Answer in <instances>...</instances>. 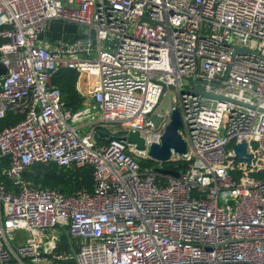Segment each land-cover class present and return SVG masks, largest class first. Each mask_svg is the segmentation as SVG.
I'll list each match as a JSON object with an SVG mask.
<instances>
[{
	"label": "built area",
	"instance_id": "1",
	"mask_svg": "<svg viewBox=\"0 0 264 264\" xmlns=\"http://www.w3.org/2000/svg\"><path fill=\"white\" fill-rule=\"evenodd\" d=\"M0 62V119L21 114L0 128V264H264V0H0ZM174 108L177 176L140 164ZM37 161L90 165L92 187L36 183Z\"/></svg>",
	"mask_w": 264,
	"mask_h": 264
},
{
	"label": "trees",
	"instance_id": "2",
	"mask_svg": "<svg viewBox=\"0 0 264 264\" xmlns=\"http://www.w3.org/2000/svg\"><path fill=\"white\" fill-rule=\"evenodd\" d=\"M76 77L77 72L74 69H62L53 77L54 83L62 92L64 103L74 108L79 104L80 99L75 88ZM19 117H21V114L15 111L6 112L5 116L0 119V128L4 125L13 123ZM2 159L4 162L8 161L6 156L2 157ZM143 160H140V164L142 167H145ZM162 163V166L165 168L177 166V168L182 170L187 165V161L182 158L174 161H162ZM23 175L32 177L31 179L34 180V182L37 180L40 181L36 183H40L41 185L51 187L57 186L65 192L73 191L79 187H85L87 189L92 187V168L90 165L67 167L59 166L55 162L37 161L28 166L24 170Z\"/></svg>",
	"mask_w": 264,
	"mask_h": 264
},
{
	"label": "water",
	"instance_id": "3",
	"mask_svg": "<svg viewBox=\"0 0 264 264\" xmlns=\"http://www.w3.org/2000/svg\"><path fill=\"white\" fill-rule=\"evenodd\" d=\"M6 71V66L0 62V74L4 73ZM195 91L203 92L199 85L195 88ZM219 97H222V95H217ZM161 97V94H160ZM160 119L159 115H154L151 118V121L153 125L155 126ZM181 125V117L179 110L177 108H174L170 113V120L162 133L160 137L159 142H153L148 147V155L150 158L160 161H167L170 159L171 152L174 151L178 154H183L187 151V142L182 137L181 133L179 132V127ZM97 135L99 137H106V139H110L113 137L112 134L107 132H102L100 130L97 131ZM115 137H119L121 139H126L129 142H133L136 144L138 148H145L144 140L142 137L138 135L137 132H131L128 135L122 134V135H115ZM234 150L237 155H245V159L247 161L250 160L251 154L246 153L245 151V142L241 141L234 145ZM158 170L169 173L172 175H178L182 169L180 168H163V167H157ZM65 235L68 236V230L64 229ZM68 264H73V260H70Z\"/></svg>",
	"mask_w": 264,
	"mask_h": 264
},
{
	"label": "rangeland",
	"instance_id": "4",
	"mask_svg": "<svg viewBox=\"0 0 264 264\" xmlns=\"http://www.w3.org/2000/svg\"><path fill=\"white\" fill-rule=\"evenodd\" d=\"M49 29H53L54 31L57 30L60 33L61 32L70 33L71 31L74 30V23L62 21V20H54V21L50 22ZM87 29H88V26H77V30L79 31V33H85L87 31ZM57 35H58V37H63L60 34H57ZM171 90H173V88H171ZM168 102H169V94H168V92H166L161 96V99H160L158 105L156 106V110H164L168 106ZM180 132H181L182 136L184 138H186V134H185V131L183 130V128H180ZM97 141L99 142L100 140L97 138ZM141 160H143V163L145 164L144 166L147 168H157L163 164L162 161L155 160L152 158L150 159V157L142 158ZM26 177L32 178L29 176H26ZM36 182H40V181L37 180ZM58 250L63 251V248H61V249L59 248Z\"/></svg>",
	"mask_w": 264,
	"mask_h": 264
},
{
	"label": "crops",
	"instance_id": "5",
	"mask_svg": "<svg viewBox=\"0 0 264 264\" xmlns=\"http://www.w3.org/2000/svg\"><path fill=\"white\" fill-rule=\"evenodd\" d=\"M57 34H60V35H62L65 38H73V37H76V36H78V35H80L82 33H79V31L77 30V25L76 24H74V30L71 31L70 33H68V32L67 33L66 32H61L60 33L57 30L54 31L53 29H49V28L44 32V35H48L50 37H58ZM0 165H1V168H3V167H5V166L8 165V161L7 162H4L3 159H2V157H1Z\"/></svg>",
	"mask_w": 264,
	"mask_h": 264
}]
</instances>
